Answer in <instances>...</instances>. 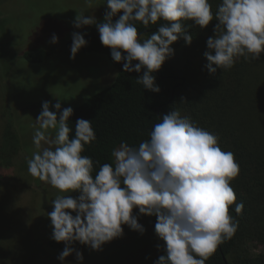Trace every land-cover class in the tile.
<instances>
[{"label":"clouds","instance_id":"obj_1","mask_svg":"<svg viewBox=\"0 0 264 264\" xmlns=\"http://www.w3.org/2000/svg\"><path fill=\"white\" fill-rule=\"evenodd\" d=\"M86 4L92 7L93 0ZM106 4L110 11L104 23L78 13L74 27L95 25L113 60L122 63L125 73L142 72L137 82L155 93L161 89L154 73L174 55V43L180 38L192 43L184 21L200 28L218 21L205 52L210 73L216 71L213 65L227 70L241 57L259 59L264 54V0H222L215 12L210 0H106ZM137 22L145 28L159 25L158 31L140 36ZM51 42L58 43L55 34ZM86 46L84 36L73 33L71 58ZM51 107L44 101L35 119L37 151L27 163L31 175L63 193L47 214L52 239L66 245L58 256L61 262L75 252L82 264L83 254L72 247L75 242L99 251L124 235V225L144 233L135 209L157 218L155 232L165 242L166 254L155 264H205L236 234L239 225L229 209L235 205L239 214L244 206L236 203L230 182L240 168L234 154L221 149L217 135L173 110L153 126L150 139L138 147L121 143L112 152L114 165L105 163L93 175V160L82 154L85 145L97 140L92 122L78 119L73 135L69 127L73 109H62L57 102L58 116ZM77 192L80 195L73 198L71 193Z\"/></svg>","mask_w":264,"mask_h":264},{"label":"trees","instance_id":"obj_2","mask_svg":"<svg viewBox=\"0 0 264 264\" xmlns=\"http://www.w3.org/2000/svg\"><path fill=\"white\" fill-rule=\"evenodd\" d=\"M221 2L210 0L213 12ZM108 11L110 9L106 4L101 23L105 22ZM116 19L118 17H114L113 21ZM182 23L193 40L190 45L183 38L174 43V55L160 71L154 73L156 84L161 89L159 93L144 89L137 82L142 72H124L122 63L113 60L112 50L102 44L96 26L83 34L87 46L79 53L106 57L118 74L110 87L81 106L72 108L74 114L70 118L69 127L74 135L78 119L92 122L97 140L85 145L82 154L93 160V175L105 163L114 165L112 152L121 143L138 147L142 141L150 139L153 126L160 122L163 115L173 110H178L182 116L217 135L221 149L232 152L239 165L240 173L230 182V186L235 192L236 203H242L244 207L237 214L235 205L230 206L229 212L238 222V230L232 239L225 240L217 248L205 264H264V249L256 254L249 247L257 244L264 248V54L259 59L249 57L246 60L241 57L227 70L213 65L216 71L210 73L207 67L210 62L205 52L209 51L208 38H215L214 29L218 21L214 20L207 28H200L193 21ZM136 27L139 35L147 38L158 31L159 25L145 28L137 22ZM72 43L73 40H70L66 45L68 54H71ZM54 53L53 50L33 47L24 51L22 58L30 64H42ZM184 54L187 62L195 60L203 67L200 70L203 75L201 79L191 78L189 70L180 67L179 57ZM15 140L12 127L5 126L0 135V146L3 141L9 145ZM5 151L0 148V166L12 167V159L19 154V148L12 145V148ZM0 199H4L3 193H0ZM6 201L11 202L8 198ZM13 215L17 219L15 210ZM156 223L157 218L154 216L151 222L153 229ZM18 224L17 220V231L14 233L3 228V223H0V241L7 240L0 242V264H40L36 260L34 238L26 232L24 224ZM5 233L10 240L4 239L7 238ZM11 240H16L17 245ZM36 242L39 253L42 247L38 244L37 234ZM13 243L15 246H12ZM76 245L77 242L72 247ZM46 246L53 252H62L66 247L64 243H58L52 238ZM164 249L152 264L166 254ZM27 251L31 253V260L25 257Z\"/></svg>","mask_w":264,"mask_h":264},{"label":"rangeland","instance_id":"obj_3","mask_svg":"<svg viewBox=\"0 0 264 264\" xmlns=\"http://www.w3.org/2000/svg\"><path fill=\"white\" fill-rule=\"evenodd\" d=\"M105 7L106 0H93L92 7H88L86 0H0V135L9 125L16 135L13 144L7 145L3 141L0 148L5 152L12 145L19 148V154L12 159V167L0 166V193L4 194V199H0V223L14 233L17 220L24 224L26 232L34 238L36 260L40 264L81 262L75 252L61 262L58 259L61 252H53L46 246L53 233L47 214L53 211L52 201L63 193L29 172L27 162L37 151L33 143L35 119L41 113L44 101H48L52 106L50 110L59 116L54 107L57 102L62 109L77 108L116 80L118 72L106 57L79 53L72 59L66 52L73 33L83 35L95 27L75 28L78 13L88 17L94 15L101 23ZM54 34L58 43L51 42ZM33 47L55 53L42 64H30L22 58V53ZM179 59L180 67L189 70L191 78L203 77L200 73L203 67L198 62H187L186 54ZM42 146L46 145L42 142ZM71 195L77 198L79 193ZM11 208L16 211L17 219ZM134 215L145 228L144 233L124 225V235L105 244L99 251L77 242L73 248L83 254L82 264H152L165 248V242L151 226L154 216L142 215L138 209L134 210ZM36 234L41 253L36 249ZM11 241L17 245L16 240ZM249 247L256 254L264 249L257 244ZM29 254L25 252V257L31 260Z\"/></svg>","mask_w":264,"mask_h":264}]
</instances>
